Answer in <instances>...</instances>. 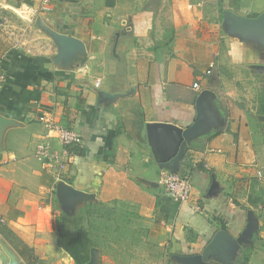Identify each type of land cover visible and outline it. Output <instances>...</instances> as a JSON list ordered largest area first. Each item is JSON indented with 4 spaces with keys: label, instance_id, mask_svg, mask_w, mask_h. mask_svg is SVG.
Listing matches in <instances>:
<instances>
[{
    "label": "crops",
    "instance_id": "0c3cea01",
    "mask_svg": "<svg viewBox=\"0 0 264 264\" xmlns=\"http://www.w3.org/2000/svg\"><path fill=\"white\" fill-rule=\"evenodd\" d=\"M19 5L29 10L34 34L26 39L7 18L10 35L0 29L7 75L0 115L16 122L0 134V224L34 248L36 264H87L94 248L98 264H264V45L229 32L224 17L226 10L256 17L264 0ZM44 28L80 39L85 53L60 56ZM12 34L23 40L13 43ZM201 95L212 126L184 139L182 153L172 138L158 139L149 125L189 128ZM43 112L82 139L59 180L35 155L49 138L38 119ZM170 162L194 184L188 201L173 199L159 183L161 170L173 169L165 166ZM61 182L91 197L67 206ZM93 202L98 209L88 213ZM124 223L142 244L108 250ZM219 230L235 239L227 241V255L192 258ZM12 257L27 264L0 234V264Z\"/></svg>",
    "mask_w": 264,
    "mask_h": 264
},
{
    "label": "water",
    "instance_id": "95a60500",
    "mask_svg": "<svg viewBox=\"0 0 264 264\" xmlns=\"http://www.w3.org/2000/svg\"><path fill=\"white\" fill-rule=\"evenodd\" d=\"M225 22L229 29V32L238 35L242 38H254L261 45H264V11L261 12L256 17H249L242 14L235 13L233 10H226L224 12ZM43 28V27H42ZM50 33L53 38L59 44L60 56H64L72 52H82L85 53V44L78 38L73 37L68 34H61L53 29L44 28ZM198 114L193 125L187 129H183L175 124L168 122H156L151 123L149 126L153 130L157 138H171L179 143L181 146L180 152L182 153L185 146V141L190 140L191 137L196 136L204 131H207L212 124L215 122L213 119V114L209 112L207 107V102L204 99V95H201L198 101ZM11 119L5 118L0 115V134H3L4 130L15 124ZM154 139V138H153ZM174 165L172 162L167 163L166 167H171ZM173 167H171L172 169ZM179 173L178 170L172 169ZM58 194L61 201L69 206L70 201L81 200L84 198H90V195H86L83 191L74 188L71 185L65 184L63 182L58 186ZM256 222L251 221L248 227L245 229L244 234L249 236L254 231ZM227 241H235V239L226 230H219L214 235L213 239L204 249L203 255L192 257L194 259L203 258L208 259L209 256L217 254L218 256L227 255V251L230 248V243ZM240 241V239H238ZM189 260V257L186 258ZM10 264H19L16 257L11 258ZM87 264H98V249H92V257Z\"/></svg>",
    "mask_w": 264,
    "mask_h": 264
},
{
    "label": "built area",
    "instance_id": "2783aa9c",
    "mask_svg": "<svg viewBox=\"0 0 264 264\" xmlns=\"http://www.w3.org/2000/svg\"><path fill=\"white\" fill-rule=\"evenodd\" d=\"M45 3L48 0H44ZM24 9V8H23ZM25 15L29 13V10L25 9ZM215 63L211 62L206 74H211ZM7 75L0 67V90L4 86ZM101 80L96 81V86H99ZM195 88L199 87V82L193 84ZM39 121L46 127L48 140L41 141L37 144L35 155L41 159L57 180L61 178V174L66 170L72 157L75 156L76 150L73 147L81 144V135L73 128H69L65 124L57 121L53 115L48 113H41L39 115ZM50 138H55L61 145L60 150H56L52 144ZM259 174H262L259 171ZM159 183L166 189L169 195L180 202L188 201L192 198L194 184L189 177L180 173L161 170L159 175Z\"/></svg>",
    "mask_w": 264,
    "mask_h": 264
},
{
    "label": "rangeland",
    "instance_id": "374dc122",
    "mask_svg": "<svg viewBox=\"0 0 264 264\" xmlns=\"http://www.w3.org/2000/svg\"><path fill=\"white\" fill-rule=\"evenodd\" d=\"M9 3H11V6H9ZM25 9H23L22 7H20L18 1L16 0H0V29L2 31H4L5 33H8V35H10L11 32H9V30L11 29L8 26H4L5 20L10 19V21H12V23L16 26L15 29H17L16 27L18 26V29H22L21 32H25L23 33V35H26V39L28 38H33V34H34V28H33V18L28 19V17L25 16ZM5 19V20H4ZM20 26V27H19ZM14 30V29H13ZM15 32V30H14ZM18 34V33H17ZM7 35V37H8ZM9 38V37H8ZM13 43L15 42H21L23 40V38L18 37V38H14L13 34L11 35V37L9 38ZM25 41V39H24ZM123 221H126V218L123 219ZM129 223H124L122 225H120V228H117L115 230L114 233H112V237L116 238L113 244V248L108 247V250L111 251H116L119 252L121 250H129V249H133L134 251H136V249L142 244L140 243V241L136 240L134 237H131V233L136 232V229H132V227L130 225H128ZM111 231H114L113 229Z\"/></svg>",
    "mask_w": 264,
    "mask_h": 264
},
{
    "label": "trees",
    "instance_id": "16d2710c",
    "mask_svg": "<svg viewBox=\"0 0 264 264\" xmlns=\"http://www.w3.org/2000/svg\"><path fill=\"white\" fill-rule=\"evenodd\" d=\"M19 4L22 2L31 3V0H17ZM1 39V35H0ZM2 41L0 40V48ZM73 149H76L73 147ZM89 210L88 213H95L98 209L97 203L87 204ZM86 206V207H87ZM0 234L13 246V248L19 253V255L25 260L27 264H36L37 256L35 255L34 248L22 241L17 234L7 225L0 224Z\"/></svg>",
    "mask_w": 264,
    "mask_h": 264
},
{
    "label": "clouds",
    "instance_id": "9594fccd",
    "mask_svg": "<svg viewBox=\"0 0 264 264\" xmlns=\"http://www.w3.org/2000/svg\"><path fill=\"white\" fill-rule=\"evenodd\" d=\"M241 56L240 55H237L234 57V62H239L241 60Z\"/></svg>",
    "mask_w": 264,
    "mask_h": 264
}]
</instances>
